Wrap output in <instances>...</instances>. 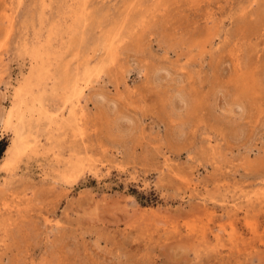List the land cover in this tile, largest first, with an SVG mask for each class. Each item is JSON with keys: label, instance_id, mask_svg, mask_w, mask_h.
<instances>
[{"label": "rangeland", "instance_id": "obj_1", "mask_svg": "<svg viewBox=\"0 0 264 264\" xmlns=\"http://www.w3.org/2000/svg\"><path fill=\"white\" fill-rule=\"evenodd\" d=\"M0 264H264V0H0Z\"/></svg>", "mask_w": 264, "mask_h": 264}, {"label": "bare ground", "instance_id": "obj_2", "mask_svg": "<svg viewBox=\"0 0 264 264\" xmlns=\"http://www.w3.org/2000/svg\"><path fill=\"white\" fill-rule=\"evenodd\" d=\"M23 134V133H22ZM23 140V139H22ZM20 144H22V143H20ZM10 146V145H9ZM19 140L17 139V138H15L14 140H13V143H12V150H18L19 149ZM11 147V146H10ZM10 147H8V149H7V151L8 150H10L11 148ZM10 148V149H9ZM12 150H11V153H12ZM6 151V152H7ZM9 152V151H8ZM10 156H12V155H10ZM10 158V157H9Z\"/></svg>", "mask_w": 264, "mask_h": 264}]
</instances>
